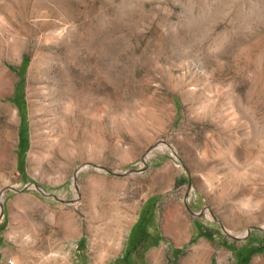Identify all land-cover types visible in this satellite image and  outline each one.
<instances>
[{
  "label": "rangeland",
  "instance_id": "obj_1",
  "mask_svg": "<svg viewBox=\"0 0 264 264\" xmlns=\"http://www.w3.org/2000/svg\"><path fill=\"white\" fill-rule=\"evenodd\" d=\"M0 144V264H264V0H0Z\"/></svg>",
  "mask_w": 264,
  "mask_h": 264
},
{
  "label": "crops",
  "instance_id": "obj_2",
  "mask_svg": "<svg viewBox=\"0 0 264 264\" xmlns=\"http://www.w3.org/2000/svg\"><path fill=\"white\" fill-rule=\"evenodd\" d=\"M165 223H166V226H167V228H168V226L172 223V222H176L177 221V219L176 218H174V216H173V214H172V212H168L167 214H165ZM166 228V229H167ZM131 230H132V227H131V229H130V231H129V234H128V237H129V235H130V232H131ZM168 230V229H167ZM176 239H177V242L174 244L175 246H180V245H182L183 243H182V237L181 236H177L176 237Z\"/></svg>",
  "mask_w": 264,
  "mask_h": 264
},
{
  "label": "bare ground",
  "instance_id": "obj_3",
  "mask_svg": "<svg viewBox=\"0 0 264 264\" xmlns=\"http://www.w3.org/2000/svg\"><path fill=\"white\" fill-rule=\"evenodd\" d=\"M38 132V131H37ZM39 134V133H38ZM36 135V134H35ZM0 146H1V144H0ZM34 157V156H33ZM31 159V158H30ZM32 160V159H31ZM34 160V159H33ZM179 222H181V221H179ZM71 228V227H70ZM105 228V227H104ZM70 230H72V229H70ZM103 230V229H102ZM172 230V229H171ZM68 231V233H69V230H67ZM73 231V230H72ZM74 234V233H73ZM71 235H72V233H70V237H71ZM68 236H69V234H68ZM176 237H177V235H176ZM178 237H179V235H178ZM162 254V253H161ZM159 252L158 251H153L152 253H151V260L153 261V264H158V262H159ZM160 256H162V255H160ZM55 257V259H56V256H54ZM163 257V256H162ZM150 260V259H149ZM150 260V261H151ZM163 261V260H162ZM162 261H161V263H162ZM13 264H14V262H13ZM190 264V263H189Z\"/></svg>",
  "mask_w": 264,
  "mask_h": 264
},
{
  "label": "water",
  "instance_id": "obj_4",
  "mask_svg": "<svg viewBox=\"0 0 264 264\" xmlns=\"http://www.w3.org/2000/svg\"><path fill=\"white\" fill-rule=\"evenodd\" d=\"M75 184H76V181H75ZM39 190H42L41 187H38ZM47 195H50L48 193H46ZM1 211H3V204L1 203Z\"/></svg>",
  "mask_w": 264,
  "mask_h": 264
}]
</instances>
